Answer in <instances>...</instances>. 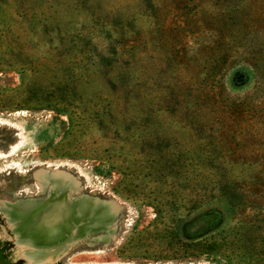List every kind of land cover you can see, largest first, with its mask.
<instances>
[{"label": "rangeland", "instance_id": "1", "mask_svg": "<svg viewBox=\"0 0 264 264\" xmlns=\"http://www.w3.org/2000/svg\"><path fill=\"white\" fill-rule=\"evenodd\" d=\"M247 1L256 8L264 5V0ZM62 2L56 5L58 10L62 7L64 11L57 12L54 18L59 16L64 25L67 24L62 34L64 38L82 30L83 34L93 37L95 43L106 45L97 39L99 20L109 24L111 20L134 21L136 31L129 33L132 42L126 50H121L119 63L109 73L117 82L113 87L104 75L107 69L73 62L80 60L84 49L81 43L69 46L67 40L60 42L61 35L56 30L43 35L39 28L30 29L29 17L23 16L19 8L34 10L45 5L44 0H0V239L11 243L10 258L29 263L22 252L26 247L18 243L3 208L26 202L22 201L26 196L47 200L55 193L54 184L40 183L35 175L60 171L63 176L59 183L66 189V202L74 205L75 201H84L103 211L112 205L111 211H105L106 216H115L106 224L96 220L87 241L75 247L71 243L60 252L54 250L45 255L48 264H223L211 258L196 260L186 253L171 251L165 240L158 237L156 232L163 225H170V220L165 217L163 224H156L157 207L151 201L175 192L182 198L189 190H182L180 184L178 188L173 187L172 176L161 177L146 165L149 157L161 154L158 149L186 152L194 143L195 138L184 125L185 104L178 105V96L187 101L191 85L200 89L206 82L227 83L228 74L232 72L223 70L210 78L203 73L207 65L202 57L204 39L184 31L186 24L192 22L187 14L189 10L184 7L195 4L190 0H153L158 13L153 17L141 0H83L78 11L77 1ZM69 2L74 9L69 7ZM83 3L85 7H81ZM205 8L211 10L208 4ZM82 25L87 28L82 29ZM120 32L117 28L114 37ZM131 47L135 56L129 52ZM19 51L30 54L27 63L19 62L24 59V56L18 58ZM67 69H73L80 80L76 81L80 97L70 96L68 103L79 106L77 111L86 119L99 112L107 118L111 129L100 128L92 121L70 129L67 116L59 114L54 107L40 104L52 92L46 86L64 78ZM127 70L132 77L129 89L116 79L118 73ZM249 90L251 88L234 90L227 84L223 95L244 96ZM149 106L154 107L155 116L151 115L147 129L140 124L130 131L119 127L124 119L148 118ZM108 108L113 118L108 115ZM174 110L178 111L173 113ZM152 140L155 145H148ZM251 149L246 156H252ZM229 156L228 162L233 161ZM49 189L47 197L43 193ZM54 195L56 197V193ZM207 210L213 211L204 226H224L229 222L226 202L212 196L206 198L200 212ZM246 213L257 215L250 209ZM146 228L150 235L140 236V239L147 240L129 242ZM59 253H64L62 258L47 259ZM233 264L252 262L235 259Z\"/></svg>", "mask_w": 264, "mask_h": 264}, {"label": "trees", "instance_id": "2", "mask_svg": "<svg viewBox=\"0 0 264 264\" xmlns=\"http://www.w3.org/2000/svg\"><path fill=\"white\" fill-rule=\"evenodd\" d=\"M72 1L79 4L83 0ZM190 1L195 6L186 5L184 8L189 10L187 14L192 22L186 24L184 31L187 35L204 39L201 43L202 57L207 65L203 73L210 78L221 74L223 70L230 69L232 72L228 74L227 83L222 80L206 82L201 85V90L191 85L187 101H182L181 96H178V105L185 104L184 125L195 138L191 147L186 152H165L157 148L161 154L146 160V165L161 177L172 176L173 187L178 188L180 184L182 190H189L182 198L175 192L166 198L151 201L157 207L158 218L155 223L163 224L165 217L170 220V225H163L160 231L155 232L165 240L171 251L186 253L196 260L211 258L223 264H233L237 259L264 264V5L256 8L247 0ZM44 2L45 5L34 10L18 7L23 16L26 14L29 17L30 29L39 28L43 35H50L56 30L61 35L60 42L67 40L69 46L81 43L84 49L80 52V60L73 62L107 69L104 75L109 84L116 87L117 82L109 77V73L119 63L121 50H126L132 42L129 33L136 31L134 21L111 20L109 24L99 20L97 39L106 42L107 46L95 43L93 37L83 34L82 30L64 38L62 34L68 26L62 22L63 18H54L57 12L63 10L62 7L58 10L56 5L63 3L62 0ZM141 2L151 16L158 15L153 0ZM83 4L81 7H85ZM206 4L211 6V10L205 8ZM68 5L74 9L70 2ZM79 9L80 4L76 7L77 11ZM69 22L73 25L71 18ZM81 27L87 28L85 25ZM117 28L121 32L118 37H114ZM202 33L206 36H201ZM129 52L135 56L133 47ZM18 55V58L24 56V59L19 60L20 63H27L30 58V54L20 51ZM72 70H65L64 78L46 86L52 92L40 104L54 107L59 114L67 116L70 129L81 127L87 121H92L100 128L111 129L106 123L107 118L99 112L86 119L77 111L79 106L68 103V97H80L76 87V81L80 80ZM116 79L129 89L132 77L128 70L118 73ZM227 84L234 90H251L244 96L225 97L223 94L227 92ZM153 109L148 107L146 113L149 117L144 118L145 121L140 118L124 119L120 121L119 127L130 131L140 124L147 129L151 115L153 118L155 116ZM107 113L113 118L109 108ZM147 143L155 145L154 140ZM250 148L252 156L248 157L246 155ZM228 155L233 161L228 162ZM213 192L215 195H211ZM211 196L226 202L228 206L230 219L224 226H204L213 210L200 212V208L206 198L208 200ZM249 209L257 215L247 214ZM257 209L260 212L257 213ZM148 229L138 232L137 237L129 242L147 240L140 239V236L150 235ZM10 249L11 243L0 239V264H24L22 260L12 261Z\"/></svg>", "mask_w": 264, "mask_h": 264}, {"label": "bare ground", "instance_id": "3", "mask_svg": "<svg viewBox=\"0 0 264 264\" xmlns=\"http://www.w3.org/2000/svg\"><path fill=\"white\" fill-rule=\"evenodd\" d=\"M59 172H40L35 175V179L40 183L52 182L54 184L56 197H53L55 196L53 193L47 200L20 202L3 208L5 217L18 236V243L27 248L22 250L24 254L21 253L26 256L30 264H48L45 255L54 250L60 252L63 247L79 241L88 229V223L85 220L93 212L91 211L93 206H88L81 201L84 207L81 205L80 207L84 210L78 214L75 209L76 203L69 204L64 199L66 189L59 183L63 176ZM112 207V205L108 206L105 211H111ZM100 210L102 218H107L108 213L103 211V208ZM78 215H81L83 220L82 226L78 225V220H80Z\"/></svg>", "mask_w": 264, "mask_h": 264}, {"label": "water", "instance_id": "4", "mask_svg": "<svg viewBox=\"0 0 264 264\" xmlns=\"http://www.w3.org/2000/svg\"><path fill=\"white\" fill-rule=\"evenodd\" d=\"M47 170V169H46ZM49 192H50V189L49 190H47L46 192H44L43 194H47V197L49 196ZM38 193H40L39 191H38ZM41 194V193H40ZM38 195V194H37ZM41 199H43V198H33V197H27L26 196V198L24 199V200H22V201H27V200H33V201H38V200H41ZM74 203H76V205H77V207L75 208L76 209V211H78V214L79 213H82V211L84 210L83 208H81L80 207V205L81 206H83L82 205V202L81 201H79V202H77V201H75ZM89 206V205H88ZM95 207H91L92 209H91V211H93L90 215H89V217L88 218H86V223H88V229H87V232H86V234H85V237H83V238H81L79 241H76L75 243H74V245H73V247H75L76 245H78L79 243H82V242H85V241H87V239H88V233L89 232H91V231H93V229L92 228H94V225H95V221L96 220H101L102 222H104L105 224L106 223H109L110 222V220H112V218L115 216H112V217H110V218H102L103 216H102V212H101V210L99 209V208H97L98 206L97 205H94ZM84 207V206H83ZM116 214V213H115ZM78 218H80V220H78V225H80V226H82L81 225V223L83 222V220H82V218H81V215H78ZM79 229H80V227H79ZM72 247V248H73ZM63 256H61V258H62ZM12 261L13 262H17V261H19V260H17V258H15V259H12ZM29 264V263H28Z\"/></svg>", "mask_w": 264, "mask_h": 264}, {"label": "flooded vegetation", "instance_id": "5", "mask_svg": "<svg viewBox=\"0 0 264 264\" xmlns=\"http://www.w3.org/2000/svg\"><path fill=\"white\" fill-rule=\"evenodd\" d=\"M2 219V218H1ZM60 257V255H51V256H48L47 257V259H49L50 261H52L53 259H57V258H59ZM48 260V261H49Z\"/></svg>", "mask_w": 264, "mask_h": 264}]
</instances>
